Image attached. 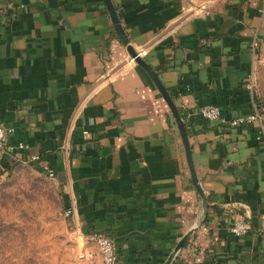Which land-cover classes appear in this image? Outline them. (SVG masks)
<instances>
[{
	"label": "crops",
	"instance_id": "1",
	"mask_svg": "<svg viewBox=\"0 0 264 264\" xmlns=\"http://www.w3.org/2000/svg\"><path fill=\"white\" fill-rule=\"evenodd\" d=\"M111 3L182 126L104 0H0V122L14 127L9 141L27 144L24 158L39 155L34 168L54 170L73 231L83 240L110 235L116 264H264L260 125L230 123L264 106V0ZM208 103L221 119L198 113ZM239 218L249 230L235 234L228 226Z\"/></svg>",
	"mask_w": 264,
	"mask_h": 264
},
{
	"label": "rangeland",
	"instance_id": "2",
	"mask_svg": "<svg viewBox=\"0 0 264 264\" xmlns=\"http://www.w3.org/2000/svg\"><path fill=\"white\" fill-rule=\"evenodd\" d=\"M258 70L264 81V65ZM63 204L52 177L30 163L0 168V264H101L93 242L73 231Z\"/></svg>",
	"mask_w": 264,
	"mask_h": 264
},
{
	"label": "built area",
	"instance_id": "3",
	"mask_svg": "<svg viewBox=\"0 0 264 264\" xmlns=\"http://www.w3.org/2000/svg\"><path fill=\"white\" fill-rule=\"evenodd\" d=\"M3 22V16L0 12V24ZM248 85L253 87L255 85L253 75L249 77ZM198 113L206 119H221L222 112L220 107L215 103H208L201 106ZM259 122V128L256 132V138L264 143V106L259 108L258 104H255V109L247 114H240L230 120V123L237 125L244 122ZM14 127L12 125L4 124L0 122V168L4 169V166H11L18 162L29 163L38 159L39 155L35 152L29 153L26 158L21 156V151L27 147L25 142L11 143L9 136L13 133ZM39 172L47 177H53L54 170L44 165L42 168H37ZM71 210L64 208V215H69ZM228 229L235 233H245L249 230V224L245 218H239L228 226ZM77 234L80 231L75 230ZM93 242L101 258V264H116L117 252L113 238L106 232L101 230H95L88 233L85 237Z\"/></svg>",
	"mask_w": 264,
	"mask_h": 264
},
{
	"label": "water",
	"instance_id": "4",
	"mask_svg": "<svg viewBox=\"0 0 264 264\" xmlns=\"http://www.w3.org/2000/svg\"><path fill=\"white\" fill-rule=\"evenodd\" d=\"M104 2H105L106 7H107V9L109 11L110 18H111V21H112V23L114 25V28H115L117 34L119 35V37L121 38L122 42L126 45V48H127L128 52H129L130 56L132 58H134V60L136 62H138L142 66H144L147 70L151 71L153 79H154V82L157 85V87L159 88L160 92L162 93V95H163L164 99L166 100L168 106L170 107V110H171L174 118L176 119L177 124L179 126H182L183 122H182V120L180 118L179 110H178L176 104L174 103V101L172 100V98L170 97L166 87L164 86V84L162 83V81L160 80L158 75L155 72H152L150 66L139 55V52L129 43L128 36H127L126 32L124 31L123 27L120 24V19H119L118 15H117L116 9L114 8V6L111 3V0H104ZM183 144H184V149H185V153H186V159H187V162H188V166H189V169H190V174H191L193 183H194L195 187L197 188L198 192L200 193V195L202 197L203 212H202L201 217H203L206 214L207 202H206V199H205V197L203 195L202 189H201V187H200V185L198 183V180H197V176H196L193 164H192L189 144H188V140H187V138L185 136V132H183ZM185 238H186V236H183L177 242V244L175 246V249L179 248L183 244ZM170 258H171V256H169L167 258V262L170 260Z\"/></svg>",
	"mask_w": 264,
	"mask_h": 264
},
{
	"label": "trees",
	"instance_id": "5",
	"mask_svg": "<svg viewBox=\"0 0 264 264\" xmlns=\"http://www.w3.org/2000/svg\"><path fill=\"white\" fill-rule=\"evenodd\" d=\"M8 167V166H7ZM10 167V166H9Z\"/></svg>",
	"mask_w": 264,
	"mask_h": 264
}]
</instances>
